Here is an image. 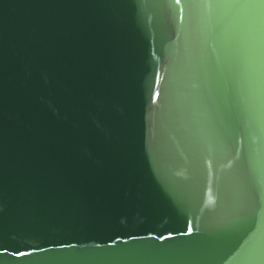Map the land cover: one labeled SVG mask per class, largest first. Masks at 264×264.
Here are the masks:
<instances>
[{"label": "water", "instance_id": "water-1", "mask_svg": "<svg viewBox=\"0 0 264 264\" xmlns=\"http://www.w3.org/2000/svg\"><path fill=\"white\" fill-rule=\"evenodd\" d=\"M0 264H264V0H0Z\"/></svg>", "mask_w": 264, "mask_h": 264}]
</instances>
